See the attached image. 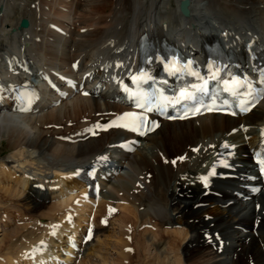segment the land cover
Wrapping results in <instances>:
<instances>
[{"label":"bare ground","instance_id":"6f19581e","mask_svg":"<svg viewBox=\"0 0 264 264\" xmlns=\"http://www.w3.org/2000/svg\"><path fill=\"white\" fill-rule=\"evenodd\" d=\"M181 1L0 0V83H20L22 73H14L24 63L30 78L42 86L43 74L69 73L76 61L80 77L106 82L97 97L74 96L54 108L44 91L28 115L15 114L7 103L0 107V147L7 152L0 158V217L4 226L22 223L2 235L8 245L0 247V264L46 260L64 246L66 235L85 233L88 227L89 240L80 243L77 259L64 260L264 264V192L248 202L233 195L245 184L248 151L264 125V100L242 119L206 115L164 122L133 155L117 154L115 148L118 138L127 141L130 134L100 131L125 109L105 74L130 69L142 33L198 59L203 43L217 41L240 56L247 69L248 55L239 46L251 42L264 54V0H188L186 16L179 11ZM23 18L29 21L27 29L18 28ZM229 145L235 146V179L214 181L204 189L199 176ZM112 156L128 170L99 182L97 201L84 199L87 189L72 175ZM114 212L119 217H112ZM131 228L132 245L127 241ZM49 230L57 237L47 236ZM40 242L48 243L46 256L25 254ZM147 251L153 255L146 256Z\"/></svg>","mask_w":264,"mask_h":264},{"label":"snow or ice","instance_id":"6c2138e0","mask_svg":"<svg viewBox=\"0 0 264 264\" xmlns=\"http://www.w3.org/2000/svg\"><path fill=\"white\" fill-rule=\"evenodd\" d=\"M191 65H192L191 61L182 62L180 58L174 57L169 61V67L171 69L170 74L176 75L181 72H184L185 74H187L188 70L191 68ZM218 71H219V68L217 67L216 71L211 73L210 78L215 79ZM191 74L194 76H198V73L196 72H192ZM142 79H148V77L143 76V75L132 77L133 82H136V83H140ZM224 85H225L224 87L225 91L234 92L236 94H239L238 89L243 86L242 81L236 77H230L229 80H225ZM205 91H206L205 84H199V85L193 84L190 86H185L184 88L179 90V94L175 96L172 100H170L168 104L156 105L155 107L159 108L160 110H163V108L167 106L180 105L182 102L192 101L196 93H201ZM84 94L87 95V93H84ZM138 95L140 97L144 96L143 93H139ZM137 107L143 108L144 104L138 101ZM21 110H24V109H21ZM150 110H152L151 105H149V107L146 108V111H150ZM196 111H199V109H196ZM125 116L132 117L133 130H139L140 128H143L145 124L147 123L146 117L143 115L134 116L132 113H126ZM101 159H104V158H101ZM261 171L264 172V160L261 161ZM88 175L91 176L93 175V173L89 172ZM209 175H212V173L210 172ZM202 179L207 180V177H204Z\"/></svg>","mask_w":264,"mask_h":264},{"label":"rangeland","instance_id":"374dc122","mask_svg":"<svg viewBox=\"0 0 264 264\" xmlns=\"http://www.w3.org/2000/svg\"><path fill=\"white\" fill-rule=\"evenodd\" d=\"M30 1V0H29ZM18 15V14H17ZM13 18H16V16L15 17H13ZM7 151V150H6ZM6 153L7 152H5L4 151V149H3V147H0V158H3L5 155H6ZM11 211H14V209H12ZM160 212V209L159 208H157L156 207V209H155V207H154V212ZM112 217H119V214L117 215V214H115V215H112ZM1 218V217H0ZM1 221V220H0ZM2 223H4V222H0V247L1 248H3V247H7V243H4L3 241H2V238H3V234H4V232H8V231H10L11 229H13V228H15V227H20L19 225H17V224H14L13 225V223L12 224H10V225H8V224H6V226H4ZM131 224V226H132V224L133 223H130ZM15 225H17V226H15ZM4 227H6V228H4ZM9 227V228H8ZM133 228V227H132ZM22 232V231H21ZM133 232V230L131 229V233ZM127 233H129L130 234V231H128ZM106 234V233H105ZM110 234H112V235H114L115 234V231L113 232V233H108V235H110ZM129 238H131V234L129 235ZM4 244V245H3ZM7 244V245H6ZM131 245H132V243H131ZM148 253H147V255L146 256H148L149 254L152 256L154 253L152 252V250H151V252L153 253H150V251H147ZM129 253H131V252H129ZM149 255V256H150ZM108 257V256H107ZM135 261V260H134Z\"/></svg>","mask_w":264,"mask_h":264},{"label":"water","instance_id":"95a60500","mask_svg":"<svg viewBox=\"0 0 264 264\" xmlns=\"http://www.w3.org/2000/svg\"><path fill=\"white\" fill-rule=\"evenodd\" d=\"M188 0H183L180 2V11L181 13L186 16L188 14ZM28 23L26 20H22L20 26L21 27H27Z\"/></svg>","mask_w":264,"mask_h":264}]
</instances>
